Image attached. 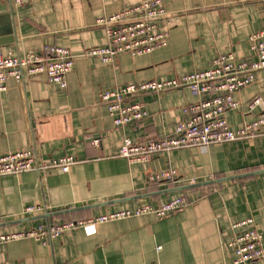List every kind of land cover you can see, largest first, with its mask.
I'll use <instances>...</instances> for the list:
<instances>
[{"label": "crops", "instance_id": "obj_1", "mask_svg": "<svg viewBox=\"0 0 264 264\" xmlns=\"http://www.w3.org/2000/svg\"><path fill=\"white\" fill-rule=\"evenodd\" d=\"M143 1L39 0L18 6L0 0V47L5 53H41L58 46L74 58L65 89L45 75L8 81L0 95V156L31 150L42 162L76 161L67 173L51 169L4 177L0 234L48 222L87 221L180 196L192 204L164 219L129 217L80 227L56 239L2 244L0 264H232L233 225L246 219L254 220L264 247V137L205 150L177 149L148 163L130 164L118 156L125 138L145 142L172 137L183 108L199 99L188 89L143 95L139 101L148 118L124 127L114 124L101 100L104 91L131 83L207 70L219 55L253 59L249 37L264 30V0H163L169 17L178 19L166 47L136 57L124 53L108 65L86 54L108 42L99 20ZM255 97L264 102V70L237 93L240 107L226 113L233 130L264 112V103L248 110ZM164 169L175 170L180 182L150 184L149 176ZM29 207L38 211L28 214Z\"/></svg>", "mask_w": 264, "mask_h": 264}, {"label": "built area", "instance_id": "obj_2", "mask_svg": "<svg viewBox=\"0 0 264 264\" xmlns=\"http://www.w3.org/2000/svg\"><path fill=\"white\" fill-rule=\"evenodd\" d=\"M15 5H25L39 0H13ZM178 20V19H177ZM175 19L169 17L163 0H145L125 8L98 24L104 27L108 42L104 46L87 51L88 56L98 58L103 64H112L124 53L133 57L151 54L166 47L171 27ZM253 59H238L233 53L219 55L212 66L204 71H195L173 79L151 80L131 83L104 91L101 100L107 105L109 115L117 127L133 125L149 116L146 106L139 98L147 94H162L171 90L188 89L199 100L182 110L183 120L175 126L174 135L165 139L134 142L125 138L118 156L130 164L148 163L155 155L170 153L183 148L207 149L215 144L264 137V112L254 121L233 130L226 118L228 111L236 110L240 103L237 93L255 81V75L264 70V30L249 37ZM74 67V58L69 49L47 46L41 53H5L0 47V95L7 90L9 80L24 81L26 77L45 75L50 83L65 89L68 76ZM263 99L255 97L247 108L254 111L262 106ZM76 163L73 157H63L42 162L31 150L10 152L0 156V183L4 177L22 175L28 172L45 173L57 169L67 173ZM150 184L176 185L180 182L173 169H164L149 176ZM185 196H180L160 204H143L133 209L116 211L96 219L77 222H57L40 224L36 228L17 233L0 234V245L15 240L34 239L44 241L56 239L82 227L96 225L129 217L153 215L164 219L168 215L191 205ZM38 209L29 207L26 213ZM235 234L229 246L234 252L232 264H264L263 237L255 228L253 219H246L233 225Z\"/></svg>", "mask_w": 264, "mask_h": 264}, {"label": "water", "instance_id": "obj_3", "mask_svg": "<svg viewBox=\"0 0 264 264\" xmlns=\"http://www.w3.org/2000/svg\"><path fill=\"white\" fill-rule=\"evenodd\" d=\"M240 177H242V176H240ZM233 179H235V177H233V178H225V179H217V180L214 179V180L207 181L205 183L187 185V186L175 189V190H180V191L183 190V191H185V190H190V189L197 188V187H204V186H210V185L219 184V183L230 181V180H233ZM58 214L59 213H55L53 215H46L45 217H42V218H45V219L48 218L49 219L50 216H55V215H58Z\"/></svg>", "mask_w": 264, "mask_h": 264}, {"label": "trees", "instance_id": "obj_4", "mask_svg": "<svg viewBox=\"0 0 264 264\" xmlns=\"http://www.w3.org/2000/svg\"><path fill=\"white\" fill-rule=\"evenodd\" d=\"M167 185H170V186H171V185H172V183H169V184H167ZM48 223H49V222H48ZM53 223H57V221H56V222H53Z\"/></svg>", "mask_w": 264, "mask_h": 264}]
</instances>
